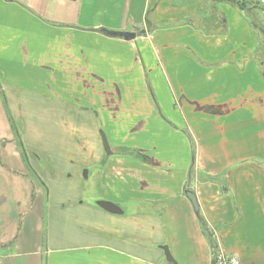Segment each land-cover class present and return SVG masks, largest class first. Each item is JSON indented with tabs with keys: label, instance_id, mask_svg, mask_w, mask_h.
Masks as SVG:
<instances>
[{
	"label": "crops",
	"instance_id": "obj_1",
	"mask_svg": "<svg viewBox=\"0 0 264 264\" xmlns=\"http://www.w3.org/2000/svg\"><path fill=\"white\" fill-rule=\"evenodd\" d=\"M238 7L0 0V264H264V63Z\"/></svg>",
	"mask_w": 264,
	"mask_h": 264
},
{
	"label": "rangeland",
	"instance_id": "obj_2",
	"mask_svg": "<svg viewBox=\"0 0 264 264\" xmlns=\"http://www.w3.org/2000/svg\"><path fill=\"white\" fill-rule=\"evenodd\" d=\"M246 1H247L246 3L242 1L241 4L243 6L247 7V12L249 14L248 19L250 18V20L253 21V23H254V31L256 32V34L258 36V40H259L257 42L258 46L253 48L254 58H255L256 61L259 59L258 60L259 64H262V63H264V13H262L261 10H263V8H264V6H263L264 3H262L261 0H257L255 2L256 4H254L252 0H246ZM243 6L242 7L239 6L238 9L240 11H242L241 9H243ZM258 49H259L260 52H257ZM258 53H259V55H258ZM263 69H264V67H263ZM262 72H263V70H262ZM147 78H148V80H150V74L149 73H147ZM37 90L41 91V89H37ZM150 95H151V98H152L153 102H155V105H157V103H156V101L154 99L155 97H154L153 89H152V91H150ZM65 100L67 101V108H73V109L76 108V107L77 108L82 107L83 109L90 108V106L87 105V104H84V103L83 104H79L78 101H77V98L75 96L72 97L69 93H68L67 99H65ZM37 107L39 108V110H42V105H37ZM157 109H158V107H157ZM92 111L95 114H97L96 110H90L91 113H92ZM92 116L95 119H98V121L100 123V120H99L100 119V115H94L93 114ZM8 117L9 118L10 117L13 118V115H8ZM10 123L13 126V128H12L13 129V133H14V135H12V137L14 138L13 142H18V143L21 144L22 142L20 141V138L18 139L17 134H19L21 131L24 130L23 128H25V118L23 116H20V115L19 116L15 115L14 116V124L12 122V119H10ZM100 125H101V123H100ZM100 130H103L105 132V129L102 127V125L99 127V131ZM24 146H26V145H24ZM26 148H27V151H25L24 156L22 155V159L26 158L25 160L27 162L29 160V158H32L31 157L32 153L29 151L27 146H26ZM25 154H26V157H25ZM29 171H30V174L33 175L32 170L29 169ZM68 175H69V173H68ZM34 181H35V179H34Z\"/></svg>",
	"mask_w": 264,
	"mask_h": 264
},
{
	"label": "water",
	"instance_id": "obj_3",
	"mask_svg": "<svg viewBox=\"0 0 264 264\" xmlns=\"http://www.w3.org/2000/svg\"><path fill=\"white\" fill-rule=\"evenodd\" d=\"M228 1L236 3L238 6H241V7L243 6L238 0H228ZM101 30H102L103 33H105V34H107L109 36H118V37H123L125 39H134L137 36V34H138L137 32H131V31H112V30H108V29H101ZM100 134H101V137H102V142H103V146L105 148V151L108 154H111L112 150H111L108 138L106 136V133L103 130H100ZM189 138H190L191 144L193 146L192 139H191L190 136H189ZM84 174L85 175L87 174V170L86 169L84 170ZM186 195L191 200L199 220L204 225L205 229H207V225L205 224L204 219L200 215V207H199V204H198V200H197L196 194L193 191L188 190L186 192ZM97 203H98V205L100 207L106 209L107 211H110V212H113V213H122V209L118 205H116L115 203H113L111 201L99 200ZM211 241H212L213 245H216V243H215V241L213 239H211ZM163 249L165 251V255L167 257V260L169 261L170 264H179L178 261L172 256L168 246H163Z\"/></svg>",
	"mask_w": 264,
	"mask_h": 264
},
{
	"label": "built area",
	"instance_id": "obj_4",
	"mask_svg": "<svg viewBox=\"0 0 264 264\" xmlns=\"http://www.w3.org/2000/svg\"><path fill=\"white\" fill-rule=\"evenodd\" d=\"M212 264H240L237 257L229 256L223 251L216 252Z\"/></svg>",
	"mask_w": 264,
	"mask_h": 264
},
{
	"label": "flooded vegetation",
	"instance_id": "obj_5",
	"mask_svg": "<svg viewBox=\"0 0 264 264\" xmlns=\"http://www.w3.org/2000/svg\"><path fill=\"white\" fill-rule=\"evenodd\" d=\"M252 1H253L254 4H256L255 2H256L257 0H252ZM261 1H262V3H264V0H261ZM240 3H241V2H240ZM257 3H258V2H257ZM263 6H264V5H263ZM261 12L264 13V8H263V10H261Z\"/></svg>",
	"mask_w": 264,
	"mask_h": 264
}]
</instances>
